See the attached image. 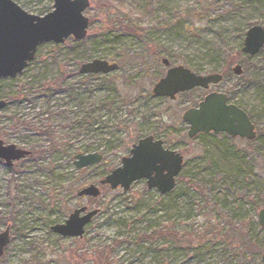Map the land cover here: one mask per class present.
<instances>
[{
	"label": "rangeland",
	"instance_id": "rangeland-1",
	"mask_svg": "<svg viewBox=\"0 0 264 264\" xmlns=\"http://www.w3.org/2000/svg\"><path fill=\"white\" fill-rule=\"evenodd\" d=\"M13 1L35 15L50 4ZM89 1L84 15L93 23L86 39L41 44L21 74L0 80V99L6 101L0 109V140L30 152L12 165L0 159V231L7 225L11 230L0 264H74V246L87 254L82 264H93L94 246L112 241L120 242L101 264H253L225 241H234L235 228L245 223L251 241L263 246L260 253L264 248V227L257 221L264 206L251 213L259 225L254 229L242 198L243 193L264 198V148H258L264 136L252 145L226 134L189 138L181 116L206 92L228 91L256 130L264 129V86L252 83L256 76L264 80V46L253 56L237 54L251 25L264 28V0ZM102 28L105 38H94ZM218 47L221 57L231 60L229 68L242 65L239 81L225 78L208 90L195 88L174 99L153 93L167 69L163 58L206 75L218 72ZM96 58L118 68L86 78L80 65ZM42 86L54 89L48 99L40 93ZM108 95L115 98L112 113L95 109ZM90 107L94 121H83ZM46 129L57 149L48 147ZM149 134L183 156L171 195L138 179L127 190L100 184L95 202L77 196L80 188L97 185L118 167L126 150ZM86 146L102 159L78 172L73 155L84 153ZM81 205L98 209L82 236L63 237L50 229Z\"/></svg>",
	"mask_w": 264,
	"mask_h": 264
},
{
	"label": "water",
	"instance_id": "water-1",
	"mask_svg": "<svg viewBox=\"0 0 264 264\" xmlns=\"http://www.w3.org/2000/svg\"><path fill=\"white\" fill-rule=\"evenodd\" d=\"M89 4V0H53L52 10L44 15H35L22 9L13 0H0V79L21 74L34 59L41 44L63 43L71 36L75 40L83 39L89 27V18L84 15V10ZM263 45L264 28L259 24L252 25L245 33L241 51L254 55ZM162 63L168 66L169 60L163 58ZM117 68L115 62L96 58L82 63L79 72L106 74ZM232 71L240 75L242 66L236 64ZM222 78L220 73L200 75L181 65L171 66L154 84L152 91L156 96L174 99L178 93L195 87L207 89L210 84H218ZM227 100L225 93L212 91L196 107L187 108L181 116L188 125L187 136L192 138L198 133L212 131L214 134L225 132L230 137L254 139L256 130L248 114ZM5 105L6 101L0 99V109ZM29 153L13 144L3 145L0 140V159L7 165H12L14 160L24 158ZM73 158L74 165L80 169L101 161L102 155L98 152H78ZM182 163V154L165 148L161 139L147 135L132 144L129 155L123 156L120 165L99 180V184L127 190L132 182L145 179L148 188H155L160 194H165L174 188ZM99 194L100 188L95 184L86 185L77 191V196L97 197ZM97 212V208L89 209L86 205L76 207L63 222L54 223L50 229L63 237H80ZM257 219L264 227V207L258 210ZM10 240V225H7L0 231V258ZM260 259L264 264V250Z\"/></svg>",
	"mask_w": 264,
	"mask_h": 264
},
{
	"label": "trees",
	"instance_id": "trees-1",
	"mask_svg": "<svg viewBox=\"0 0 264 264\" xmlns=\"http://www.w3.org/2000/svg\"><path fill=\"white\" fill-rule=\"evenodd\" d=\"M48 1H50L49 2L50 4L41 7L37 11V14L44 15L45 13L49 12L52 9V5L51 4L53 3V0H48ZM92 23H93V20H90V26L92 25ZM105 34H107V31H106L105 28H102L101 32L96 33L94 38H96L98 40H100V39L103 40V38H105ZM86 37H88V36L86 35L85 38H83L82 40L86 39ZM89 38H91V37H89ZM220 51H221L220 47H218L216 50H214V53L216 54V56L221 60L220 63L217 62L218 64H217V67L214 68V71L221 72L223 74L224 78L232 77L235 81H239V77H234L232 75V73H231V70H230L229 66H228L229 64H231V60L228 59L227 56L221 57ZM237 54H238V56L241 55V57H244V56L245 57H249L248 55H244L241 52V50H238ZM193 68H194V71H196L197 73L201 70L199 67H193ZM98 75H100V74H98ZM98 75L86 74L85 77L89 78V77H95V76H98ZM103 81L107 82V80H103ZM252 83L257 85V86H259V85L260 86H264V80L263 79H259L258 76L252 78ZM42 87H43V89H41ZM42 87H39L40 93L44 97H46V99H48L52 95V92L54 91V89L52 87H50V86H42ZM190 92H192V91H190ZM226 93L228 95V99H231L233 94L231 95L228 91ZM114 101H115V98H113V95L111 97H110V95H108V96L104 97V99L100 100L96 104L95 109H106L107 113H112L113 108L111 106L114 104ZM95 109H94V107L93 108L90 107V110L86 111V116L85 117L83 116V121H85L87 119H90V120L94 121V119L91 117V112L93 113ZM114 126L117 127L118 124L116 123ZM44 134H46L48 140L51 139V141H52L53 137H52V133H51L50 129H46ZM222 134H224V133H222ZM199 135H204V134L201 133ZM263 136H264V129L263 128H259L257 130L256 138L254 140H252V141H247V142H248L249 145H252L256 140L261 139ZM51 141H50V144L48 146L50 148V150L57 149V148H55L56 145L53 144ZM259 147L260 148L262 147V149L264 148V146H262L261 144L258 145V148ZM128 150L129 149L126 150V153H128ZM83 151L84 152L90 151V146L84 147ZM255 151H256V148H255ZM81 170L82 169H79V170L77 169L78 172H81ZM263 186H264V184H263ZM263 189H264V187H263ZM200 191L203 192L202 189H200ZM263 192H264V190H263ZM172 193H173V190L170 191L169 193H167L166 195H171ZM242 195H243L242 198H244V199L246 198L247 199L248 210H247L246 213L250 216L251 223H252V225H253V227L255 229V227L257 228V227H259V225L257 224V221H255L252 218L253 216H252L251 213L253 211H256V209L259 206H264V198L262 199L258 195H257L258 198L254 197L255 196L254 194L250 195V194L243 193ZM89 199H90L91 202H95L97 197H94V198L90 197ZM240 208H241V206H240ZM233 210L236 211L235 208ZM237 228H235L236 229L235 230L236 238L233 239L234 241H225L226 245L230 246L232 251H236L237 253L241 252L243 257L248 258L249 260H251L253 264H259L260 250L262 249L263 246L262 245H258L256 243H254L253 241H251V238H252L253 235L251 234V232L249 231L248 226L245 223L240 224V226L237 227ZM155 237L156 236L154 235L153 238H155ZM79 242L82 243L81 241H79ZM119 242L120 241H112L111 244L103 245V246H102V244L98 243L96 246H94V249L92 250V254L90 256L91 257V263H93V264H101L102 263V259L108 257L107 254H108V252H110L111 246L116 244V243H119ZM108 247L110 249H108ZM243 252H245V255H244ZM71 256H72V259L74 261V264H82L81 262L82 261L84 262V257L87 256V254L81 253L79 251V248L74 246L73 248H71Z\"/></svg>",
	"mask_w": 264,
	"mask_h": 264
},
{
	"label": "flooded vegetation",
	"instance_id": "flooded-vegetation-1",
	"mask_svg": "<svg viewBox=\"0 0 264 264\" xmlns=\"http://www.w3.org/2000/svg\"><path fill=\"white\" fill-rule=\"evenodd\" d=\"M241 48H242V46H241ZM161 62H162V60H161ZM162 64H163V63H162ZM163 65H164V64H163ZM164 66H166V65H164ZM169 66H171V65H170V61H169V65L166 66V67L169 68ZM230 69H231V68H230ZM242 70H244L243 67H242ZM209 87H210V86H209ZM208 89H209V88H208ZM208 89H207V90H208ZM204 90H205V89H204ZM212 91H215V90H211V91H208V92H212ZM208 92H206V93H208ZM206 93H205V94H206ZM178 94H180V93H178ZM178 94H177V95H178ZM177 95H176V96H177ZM203 96H204V95H203ZM229 101H230V100H229ZM230 102H231V101H230ZM197 104H198V102L194 104L195 106H194V105H193V106L196 107Z\"/></svg>",
	"mask_w": 264,
	"mask_h": 264
}]
</instances>
